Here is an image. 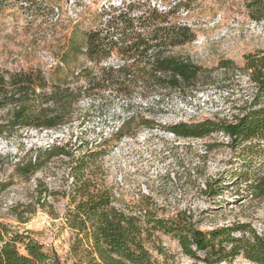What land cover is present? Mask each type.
Returning <instances> with one entry per match:
<instances>
[{"label": "rangeland", "instance_id": "rangeland-1", "mask_svg": "<svg viewBox=\"0 0 264 264\" xmlns=\"http://www.w3.org/2000/svg\"><path fill=\"white\" fill-rule=\"evenodd\" d=\"M251 1L0 0V67L42 70L51 84L84 89L71 109V122L52 129L18 127L10 138L0 137V221L43 242L57 261L100 264L92 233L73 226L82 197L72 167L87 153L92 156L77 174L91 182L90 190L109 189L112 205L140 216L146 247L159 264H207L186 254L172 233L155 227L159 218L171 222L182 214L207 232L246 223L264 236V196L246 192L247 182L264 172V142L253 156L247 148L230 146L223 132L184 137L169 129L179 122L232 118L237 105L257 92L245 64L246 55L264 53V20L250 15ZM129 4L132 16L153 8L175 10L173 20L192 27V40L168 45L166 52L202 67L198 89L159 88L147 73L135 71L125 78L130 89L118 91L112 85L117 73L109 68L134 59L117 49L99 61L86 55V33ZM134 32L123 42L147 36V31ZM110 38L122 40L118 33ZM226 60L232 61L227 68L221 66ZM8 114V107H0V122ZM71 135L67 149L74 162L55 155L27 175L24 164L36 155L46 160L45 149L66 143ZM23 245L18 244L22 251ZM216 264L261 263L239 254Z\"/></svg>", "mask_w": 264, "mask_h": 264}, {"label": "trees", "instance_id": "trees-1", "mask_svg": "<svg viewBox=\"0 0 264 264\" xmlns=\"http://www.w3.org/2000/svg\"><path fill=\"white\" fill-rule=\"evenodd\" d=\"M249 5L250 15L256 20H264V0H252ZM132 9L133 5L129 4L118 14L111 15L103 26L87 32L86 55L99 61L109 57L117 49L126 59H134L130 65L109 68L111 73H117L112 85H116L118 91L130 89L131 84H127L125 78L129 73L135 76V71L147 73L154 81L153 84L159 88L184 92L198 89L197 81L202 67L187 57L166 52L168 45L184 44L192 40L195 36L192 27L173 20L171 15L175 10L163 12L153 8L132 16ZM137 30L147 31V36L138 38L135 42H123ZM113 33H118L122 40L110 38ZM231 63V60H226L221 66L227 68ZM245 69L248 70L257 92L250 102L237 105V114L232 118H207L197 123H175L169 126L170 131L184 137H204L213 132H223L229 137L230 146L247 148L255 156L264 142V53L246 55ZM139 79L138 76L134 81L138 82ZM83 91V88H72L62 82L49 83L42 70L10 72V69L0 67V107L9 109L6 120L0 122V137L10 138L18 127L52 129L71 122V109ZM134 117L135 112L123 124H129ZM145 122L155 123L151 120ZM72 140L73 135L66 143L45 149L46 160H41L40 155H36L34 160L30 159L23 165L27 175L34 173L41 164L55 155H68L71 162H74L72 152L67 149L73 144ZM102 141L105 143L107 140L102 138ZM85 143L83 141L81 144ZM212 145L214 144H209L210 147ZM91 156L92 154H83L76 159L77 165L72 167L75 169L73 172H76L77 181H80L78 190L82 197L75 206L76 222L74 221L73 226L80 231L89 230L92 233L101 259L100 264H159L146 247L143 238L145 228L140 216L112 205L109 189L90 190L91 182L88 179L83 180L77 174L88 161L87 157ZM245 180L249 181V178ZM247 183L246 192L252 196H264V172ZM247 193L243 192V195ZM184 216L178 214L171 222L159 218L154 225L177 237L189 256L200 258L207 264H216L243 254L264 264V236L258 234L249 224L216 228L207 232L196 227ZM236 230L243 234L232 235ZM224 241L230 245L229 249L223 246ZM19 243L24 244L23 251L20 250ZM199 250L206 251V256L202 257ZM0 264L65 263L53 259L45 251L43 242L29 234H19L0 221Z\"/></svg>", "mask_w": 264, "mask_h": 264}]
</instances>
